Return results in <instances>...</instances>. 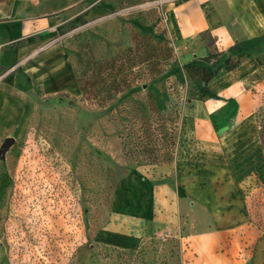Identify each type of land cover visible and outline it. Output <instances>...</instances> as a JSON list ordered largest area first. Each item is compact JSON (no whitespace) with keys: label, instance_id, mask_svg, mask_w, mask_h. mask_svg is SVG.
I'll list each match as a JSON object with an SVG mask.
<instances>
[{"label":"rangeland","instance_id":"rangeland-1","mask_svg":"<svg viewBox=\"0 0 264 264\" xmlns=\"http://www.w3.org/2000/svg\"><path fill=\"white\" fill-rule=\"evenodd\" d=\"M107 3L95 21L39 37L36 52L18 56L28 39L0 44V152L16 139L0 160V264H182L189 231L176 211L170 225L157 205L145 231L118 215H132L121 192L130 173L156 189L201 168L187 110L197 86L185 74L201 43L171 30L164 0ZM257 119L264 141V108ZM254 177L241 194L261 228L264 181Z\"/></svg>","mask_w":264,"mask_h":264},{"label":"crops","instance_id":"crops-1","mask_svg":"<svg viewBox=\"0 0 264 264\" xmlns=\"http://www.w3.org/2000/svg\"><path fill=\"white\" fill-rule=\"evenodd\" d=\"M101 1L108 0H0V44L28 39L18 56L36 52L41 45L35 40L67 21L103 16L110 3L101 6ZM164 1L178 38L201 43L193 60L214 53L224 54L222 64L228 57L244 59L237 70L223 71L197 90L198 98L188 104L190 138L202 155L201 168L156 189L130 173L121 192L126 191L132 215L118 217L124 223L134 218V226L145 231L156 226L153 216L160 204L170 225L176 211L180 227L189 231L182 264H264V227L255 224L249 199L241 194L255 173L264 181V141L257 119L264 108V0ZM205 35L210 45L203 41ZM38 61L43 63L44 56ZM36 71L45 78L43 65ZM123 229L118 243L128 247L131 236Z\"/></svg>","mask_w":264,"mask_h":264},{"label":"trees","instance_id":"trees-1","mask_svg":"<svg viewBox=\"0 0 264 264\" xmlns=\"http://www.w3.org/2000/svg\"><path fill=\"white\" fill-rule=\"evenodd\" d=\"M223 56V53H214L186 64L185 74L187 80L196 85L197 90H200L204 85L212 83L221 72H233L242 66L244 55L237 59L228 57L222 64Z\"/></svg>","mask_w":264,"mask_h":264},{"label":"water","instance_id":"water-1","mask_svg":"<svg viewBox=\"0 0 264 264\" xmlns=\"http://www.w3.org/2000/svg\"><path fill=\"white\" fill-rule=\"evenodd\" d=\"M15 143H16V139L15 138L8 139L5 142L3 148H2V150L0 152V160L5 159L6 155L11 150V148L14 146Z\"/></svg>","mask_w":264,"mask_h":264},{"label":"flooded vegetation","instance_id":"flooded-vegetation-1","mask_svg":"<svg viewBox=\"0 0 264 264\" xmlns=\"http://www.w3.org/2000/svg\"><path fill=\"white\" fill-rule=\"evenodd\" d=\"M6 204H7V206H5L6 211L4 212L5 213L4 218L6 221L3 225L5 231L8 229L7 226L9 224V221L12 220L10 217L12 216V210H13V204H11L10 202H6Z\"/></svg>","mask_w":264,"mask_h":264}]
</instances>
